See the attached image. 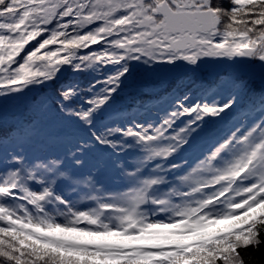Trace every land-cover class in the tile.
<instances>
[{"label": "snow or ice", "instance_id": "obj_1", "mask_svg": "<svg viewBox=\"0 0 264 264\" xmlns=\"http://www.w3.org/2000/svg\"><path fill=\"white\" fill-rule=\"evenodd\" d=\"M257 254L264 0H0V264Z\"/></svg>", "mask_w": 264, "mask_h": 264}, {"label": "trees", "instance_id": "obj_2", "mask_svg": "<svg viewBox=\"0 0 264 264\" xmlns=\"http://www.w3.org/2000/svg\"><path fill=\"white\" fill-rule=\"evenodd\" d=\"M227 226H228L227 224H221V225H218L217 228H219V229H225V228H227ZM253 264H264V256H262L260 254H257L254 257Z\"/></svg>", "mask_w": 264, "mask_h": 264}]
</instances>
